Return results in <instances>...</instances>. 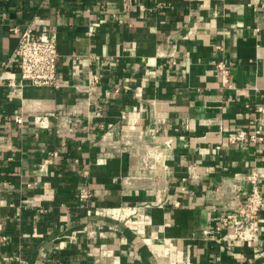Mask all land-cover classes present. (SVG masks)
Returning a JSON list of instances; mask_svg holds the SVG:
<instances>
[{
  "label": "crops",
  "instance_id": "1",
  "mask_svg": "<svg viewBox=\"0 0 264 264\" xmlns=\"http://www.w3.org/2000/svg\"><path fill=\"white\" fill-rule=\"evenodd\" d=\"M13 27L59 62L57 87L0 79V264H264V203L255 241L203 238L264 176V141H227L264 130V0H0V73Z\"/></svg>",
  "mask_w": 264,
  "mask_h": 264
},
{
  "label": "built area",
  "instance_id": "2",
  "mask_svg": "<svg viewBox=\"0 0 264 264\" xmlns=\"http://www.w3.org/2000/svg\"><path fill=\"white\" fill-rule=\"evenodd\" d=\"M14 33H19L18 42L9 60L2 63L4 69L0 73V79L6 75L7 85L13 90L21 89L22 85L31 86H51L57 87V69L59 54L57 50V35L54 31H35L26 28L20 31L17 27L11 29ZM15 62L18 67L19 82L16 81L13 73L8 69L10 64ZM9 70V71H8ZM215 70L220 76L223 86H231L230 69L224 61L215 63ZM97 77L93 78L95 82ZM256 111L264 114L263 103L258 104ZM46 116H35L33 121L37 127L46 126ZM16 123L21 125L23 118H16ZM231 144L241 141L252 143L264 141V130L258 127H240L227 137ZM220 148V145L216 147ZM244 184L248 185L249 190L244 192V199L235 210L221 218L222 223L215 227H208L203 231L205 240L214 239L215 232L221 231L224 227H229L233 231V238L239 241H255L259 231V213L264 203L262 185L264 176L259 172L250 171ZM236 191H240L237 187ZM90 196L88 188L81 187L79 197L86 200Z\"/></svg>",
  "mask_w": 264,
  "mask_h": 264
},
{
  "label": "rangeland",
  "instance_id": "3",
  "mask_svg": "<svg viewBox=\"0 0 264 264\" xmlns=\"http://www.w3.org/2000/svg\"><path fill=\"white\" fill-rule=\"evenodd\" d=\"M169 255V254H168ZM167 255V256H168ZM164 263V262H163ZM164 264H170V261H167V260H165V263Z\"/></svg>",
  "mask_w": 264,
  "mask_h": 264
},
{
  "label": "bare ground",
  "instance_id": "4",
  "mask_svg": "<svg viewBox=\"0 0 264 264\" xmlns=\"http://www.w3.org/2000/svg\"><path fill=\"white\" fill-rule=\"evenodd\" d=\"M125 136H127V135H125ZM128 142V141H127ZM156 155H157V153H156Z\"/></svg>",
  "mask_w": 264,
  "mask_h": 264
}]
</instances>
